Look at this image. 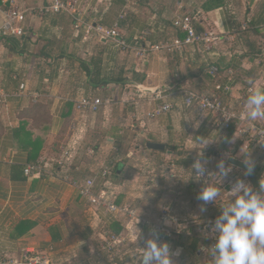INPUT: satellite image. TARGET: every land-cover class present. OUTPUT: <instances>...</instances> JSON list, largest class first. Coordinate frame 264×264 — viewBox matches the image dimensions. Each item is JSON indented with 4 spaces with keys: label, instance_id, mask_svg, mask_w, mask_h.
Instances as JSON below:
<instances>
[{
    "label": "crops",
    "instance_id": "crops-1",
    "mask_svg": "<svg viewBox=\"0 0 264 264\" xmlns=\"http://www.w3.org/2000/svg\"><path fill=\"white\" fill-rule=\"evenodd\" d=\"M79 1L89 13L85 20L97 26L110 28L125 13L119 30L130 45L147 29L152 32L144 41L146 44L182 39L185 34L172 23L176 17L185 16L194 18L195 30L204 33L208 43L195 46L194 56L184 49L182 53H153L142 61L96 36L85 39L82 28L77 31L66 16L40 17L29 12L40 7L43 0H0V11L12 6L28 10L25 35L5 38L0 43V92L9 95L7 106L0 107V260L17 256L22 249L37 252L50 247L61 257L73 250L87 257L102 234L101 224L91 230V214L71 186L51 178H27L23 173L26 165L57 160L65 148L75 143L72 164L66 169L68 176L75 179L81 171L77 160L79 146L90 136H95V143L102 149H116L118 145L137 148L140 145L136 143L140 142L144 146L155 142L168 147L191 141L202 147L198 135L208 131L209 126L202 123L195 137L188 139L187 135L196 127L193 112L197 110L184 108L181 89L205 92L217 83L229 84L232 91L226 95L225 103L246 99L254 88L264 89V0H223L217 8L209 6L211 0H133L127 7L123 0ZM250 35L260 36V41L252 42ZM207 63L219 67L215 79L206 74ZM21 83L29 92L36 93L37 99L17 97ZM83 95L103 100L96 116L82 115L75 109V100ZM155 95L163 99L152 101ZM165 101L174 106L171 113L155 120L146 119L147 112ZM259 122L263 124L264 119ZM22 124L32 135V141H43L35 160L18 148L20 143L13 137V131ZM207 134L208 139L215 138L213 133ZM234 134L229 141H222L224 147L232 146L231 151L235 149ZM253 147H258L259 157L252 170L263 180L264 140L258 139ZM242 148L250 150L243 142L234 158L245 163ZM167 154L178 158L181 167L192 164L197 155ZM63 173L59 174L64 176ZM103 221L112 225L105 216ZM20 223L31 226L17 228Z\"/></svg>",
    "mask_w": 264,
    "mask_h": 264
},
{
    "label": "built area",
    "instance_id": "built-area-1",
    "mask_svg": "<svg viewBox=\"0 0 264 264\" xmlns=\"http://www.w3.org/2000/svg\"><path fill=\"white\" fill-rule=\"evenodd\" d=\"M123 1L125 7L133 2V0ZM30 11L35 12L40 17L66 16L74 24L77 31L82 28L85 39L96 36L100 41H108L121 52H131L142 61L147 60L153 53H182L184 49H188L190 54L194 56L197 53L195 46L208 43L206 35L195 30L194 18L190 16L176 17L172 23L175 29L185 34L184 39L175 38L169 43L146 44L144 41L147 37H150L152 32L147 29L136 38L133 45H130L119 30V23L125 19V13H121L110 28H105L85 20L84 17H87L89 13L86 8L80 6L79 0H43L40 7L30 9ZM27 12L28 10L23 11L13 6L8 10L0 11V43L5 38H22L25 35L24 24ZM139 41L142 42L139 44ZM205 71L210 78L215 79L220 69L215 64L207 63ZM14 78H17V76ZM231 91L232 87L229 84L217 83L211 91L196 92L190 89H181L180 94L185 109H196L198 113L218 117L220 129L227 131L234 120H241V117H237L224 101L226 95L230 94ZM16 96H26L32 99L38 97L36 93L29 92L23 83L19 85ZM8 99L9 95L0 92V107H6ZM162 99L161 95H155L152 101ZM103 105V100L92 95H83L74 103L75 109L80 114H89L93 117L98 114ZM173 108L172 103L167 101L157 104L151 111L146 113V119L155 120L161 116H166L171 113ZM259 139L264 140V133L260 132ZM75 145L73 143L65 148L57 160L51 162L37 161L26 165L23 170L24 176L27 178H51L67 183L77 192L79 198L86 203L98 225L102 223V216H105L111 223L119 222L123 227L122 231L119 233L102 232L92 253L84 259L81 258V253L77 250L61 257L58 256V251L54 247H50L46 251L37 252L22 249L17 256L4 257L0 260V264H140L142 257L140 248L145 246L146 240L142 239L138 235L139 233L129 232L132 229V224H135L141 232L148 230L149 238H156L157 236L154 233H162L163 237H158V243H167L173 253V261L178 258L182 247L176 245V240L183 232L176 218L164 213L157 221L152 222L147 217L142 216L139 210L131 204L117 202L121 195L117 190L122 185L112 187L107 183L114 175L116 164L119 163L116 156H112L105 165L100 167L98 178L103 181L101 189H97L95 177L72 179L68 176L66 169L72 164L73 155L77 148V145L76 147ZM113 150L117 152V149ZM59 173H63L64 176ZM171 177L175 178L176 176L171 175ZM153 181V179H150L151 183ZM197 181L200 184L205 183L202 180ZM214 243V234L210 231V234L205 237L204 242L199 246V253L211 254L210 249Z\"/></svg>",
    "mask_w": 264,
    "mask_h": 264
},
{
    "label": "rangeland",
    "instance_id": "rangeland-1",
    "mask_svg": "<svg viewBox=\"0 0 264 264\" xmlns=\"http://www.w3.org/2000/svg\"><path fill=\"white\" fill-rule=\"evenodd\" d=\"M236 10L238 13L239 9L236 8ZM242 21L245 20L242 19ZM242 33H244V31H242ZM262 37L264 38V36ZM249 38L254 43L260 41V36L250 35ZM234 101L238 103H231V101L228 100L226 101V105L237 117H242V120H234L227 131L220 129L218 117L200 114L194 111L193 114L197 117V121L194 122L196 127L190 132V135H187L188 139L192 140L195 137L194 135L204 122L208 124V131L213 133L215 138L213 140L208 139V131H200L198 135L200 139L196 138L198 141L203 139L202 147H196L191 141L183 146L168 145V147H166V151H171L179 155L187 156L189 153L197 154L194 156L192 164L195 159L201 157L203 160L207 161V172L203 177L197 178V176H195L191 163L181 167L182 163L178 158L172 157L166 152L162 154L149 151L145 148L143 142L136 143L140 145V147L137 148L133 145L115 146L116 149H118L117 152H115L111 146L108 147V149H102L99 144L95 143V136H90L88 140L79 146L80 154L77 160L80 161L81 171L79 172L80 175L75 177V179L95 177L97 189H101L103 181L98 178L100 167L105 165L107 160L112 156L118 154L116 157L119 163L116 164L115 168L120 166L118 172L121 173H119L118 176L114 174L111 179L107 181L109 186L112 187L115 185H122V187L117 190V192L121 193L120 196L122 197L118 202H122L121 200L128 201L127 203L136 207L142 216L147 217L152 222L157 221L164 213H168V216L177 219L183 233L176 240V245L181 246L182 251H180V256L174 259L173 264H214L212 254L199 253L198 249H196L195 252H191L188 248L191 243L190 234L203 236L204 239L210 234V222L214 223L224 204H227L233 199L228 195L231 186L237 179H243L245 181V176L240 174V170L231 167V165L227 163V158L230 157L232 152L230 150L232 146H230V148L224 147L222 141L227 139L231 130L234 131L236 134L233 138L234 143L238 140H242L243 142H247L250 148V150L242 148L240 151V153L242 151L246 153V157L243 159L250 161L254 166L259 155L256 150L258 147L254 148L253 144L257 143L260 132L264 133V123L261 124L259 119L249 120L245 115V98L242 97ZM130 151L132 154H129ZM199 153H201V155ZM96 154L97 156H95ZM92 155L93 157L91 158ZM240 155L241 154H238V157ZM220 160H225V166L231 167V172L227 177H221L217 173L218 169L216 165ZM87 167H90V169L85 172ZM171 175H175L176 177L172 178ZM150 179L154 181L151 183ZM197 180L205 181V183L200 184ZM258 180L260 185L264 184V179L262 180L259 178ZM191 184L193 189H190ZM248 184L250 183L248 182ZM260 185L258 189L253 190L259 192ZM204 186L219 188L220 195L215 202L203 205V202L197 199L199 192ZM202 205L206 208V211H201ZM131 227L132 229L129 230L130 233H139L138 235L145 240L149 238L148 230L141 232L135 224H132ZM173 229L175 228L173 227ZM108 230L110 229L106 221H103L100 225V231L108 232ZM85 257V255H81L82 259Z\"/></svg>",
    "mask_w": 264,
    "mask_h": 264
},
{
    "label": "clouds",
    "instance_id": "clouds-1",
    "mask_svg": "<svg viewBox=\"0 0 264 264\" xmlns=\"http://www.w3.org/2000/svg\"><path fill=\"white\" fill-rule=\"evenodd\" d=\"M244 108L249 120L264 118V89H252L244 101ZM225 163L220 160L216 165L221 177H227L231 172V167H226ZM206 164L202 157L194 161L195 176H205ZM252 167L250 161H245L244 175H250ZM219 195V188L204 186L197 199L206 205L215 202ZM228 195L233 199L224 204L214 223L210 222L215 238L210 249L214 264H264V184L257 192L243 179H237ZM203 205L201 211H206ZM140 250V264H173L169 245L158 243V237L147 239Z\"/></svg>",
    "mask_w": 264,
    "mask_h": 264
},
{
    "label": "trees",
    "instance_id": "trees-1",
    "mask_svg": "<svg viewBox=\"0 0 264 264\" xmlns=\"http://www.w3.org/2000/svg\"><path fill=\"white\" fill-rule=\"evenodd\" d=\"M218 4H223V0H211V3H210L209 6H215L217 8ZM182 39H184V37ZM257 52L258 51H256L255 53H257ZM45 116H46V114H43V118L44 119H45ZM25 128H26V125L22 124L19 127V129L13 131V137L17 141H19L18 144L20 143L18 145V148L22 149L23 151H27V153L29 155V159H34L35 160L38 157L39 152L42 149L43 141L41 139H35L34 141H32L31 140L32 135L30 133L26 132ZM233 134H234V131L231 130L229 135H228V137H227L228 141L233 137ZM242 145H243L242 140H238L235 143V149L231 152V157L232 158L235 157L236 152L239 150L240 146H242ZM119 168H120V166H117L115 168V170H114L115 176L118 175V169ZM257 179H259L258 176H257ZM192 184L190 185V189H193ZM86 211L91 214V212L89 210H86ZM88 223L91 224L90 225L91 230L95 229V225H98L97 221L94 220V217L92 216V214H91V216L88 219ZM30 226H31L30 223H20L17 228L27 227L26 229H28ZM108 227L110 229V230H108V232H113V233H119L123 229L122 225L119 222L112 223V225H110ZM190 240H191V243L189 245L188 250L191 251V252H195V250L199 248L201 243L204 242V238L202 236H195L194 237L193 234L190 235Z\"/></svg>",
    "mask_w": 264,
    "mask_h": 264
},
{
    "label": "water",
    "instance_id": "water-1",
    "mask_svg": "<svg viewBox=\"0 0 264 264\" xmlns=\"http://www.w3.org/2000/svg\"><path fill=\"white\" fill-rule=\"evenodd\" d=\"M145 148L149 151H155V152H165L166 150V146L162 143H155V142H147L145 144ZM167 153H171L170 151H167ZM227 163L233 167H236L238 169H240L241 171H243L245 173V163L235 159V158H228L227 159ZM250 185L252 186L253 189H258L259 187V181L257 179V177L255 176L253 170L251 172L250 175L246 176ZM155 236L162 238L163 234L162 233H154Z\"/></svg>",
    "mask_w": 264,
    "mask_h": 264
}]
</instances>
